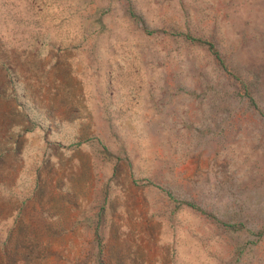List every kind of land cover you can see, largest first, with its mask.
I'll return each mask as SVG.
<instances>
[{
    "label": "rangeland",
    "instance_id": "374dc122",
    "mask_svg": "<svg viewBox=\"0 0 264 264\" xmlns=\"http://www.w3.org/2000/svg\"><path fill=\"white\" fill-rule=\"evenodd\" d=\"M0 264H264V0H0Z\"/></svg>",
    "mask_w": 264,
    "mask_h": 264
},
{
    "label": "trees",
    "instance_id": "16d2710c",
    "mask_svg": "<svg viewBox=\"0 0 264 264\" xmlns=\"http://www.w3.org/2000/svg\"><path fill=\"white\" fill-rule=\"evenodd\" d=\"M184 35L185 37L191 40H195L197 42L203 43L206 46V48L209 50V52L213 54V56L218 60L220 64L223 62L218 49L214 46L212 41L205 39V38L192 36V35H189L188 33H185Z\"/></svg>",
    "mask_w": 264,
    "mask_h": 264
}]
</instances>
